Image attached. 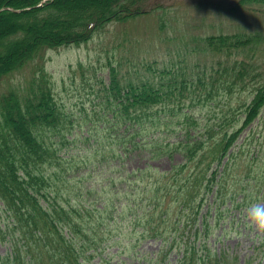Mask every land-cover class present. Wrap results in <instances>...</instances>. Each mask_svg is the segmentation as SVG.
Returning a JSON list of instances; mask_svg holds the SVG:
<instances>
[{
    "label": "trees",
    "instance_id": "trees-1",
    "mask_svg": "<svg viewBox=\"0 0 264 264\" xmlns=\"http://www.w3.org/2000/svg\"><path fill=\"white\" fill-rule=\"evenodd\" d=\"M146 11L145 0H0V243L9 246L0 264H91L97 257L103 264L106 249L126 239L130 244L134 240L135 247L147 238L160 240L163 248L147 264H167L174 250L180 255L176 264H227L210 244L227 209L219 212L215 207L212 225L208 220L213 205L201 222L199 214L206 194L218 183L224 159L264 109V78L258 79L252 64L222 61L217 73L225 80L209 76L228 84L218 91L253 88L250 101L238 108L217 139L209 126L198 130L199 122L183 100L187 89L197 92L210 85L206 70L203 78L190 81L198 87H188L177 77L126 83L111 67L109 83L96 92L97 109L83 120L89 127L86 135H72L46 71L48 51L86 43L107 24ZM263 40L259 34L239 32L207 36L202 42L204 51L230 55L226 51L233 49L248 55L256 53ZM213 91L207 87L206 95L211 97ZM173 119L181 120L180 134L176 141L165 142L163 133L170 131ZM221 122L223 128L226 118ZM78 141L84 143L83 150L71 151L69 146ZM136 149H147L153 160L178 151L183 162L168 172L152 166L128 172L119 166L123 191H109L101 201L89 203L94 187L81 188L78 194L77 186L70 187L80 181L75 171H85L81 178L90 179V171L78 162L83 151L89 156L93 150L98 164L106 168L110 157L126 159ZM61 184L65 189H56ZM73 192L79 201L69 199ZM121 253L117 250L116 256Z\"/></svg>",
    "mask_w": 264,
    "mask_h": 264
},
{
    "label": "rangeland",
    "instance_id": "rangeland-1",
    "mask_svg": "<svg viewBox=\"0 0 264 264\" xmlns=\"http://www.w3.org/2000/svg\"><path fill=\"white\" fill-rule=\"evenodd\" d=\"M145 1L148 11L143 15L125 22L107 24L100 33L81 45L46 53V71L52 77L56 99L64 109L68 123L72 125V135H86L89 127L83 120L86 115L93 116L99 102L96 92L109 83L110 68L116 67L120 72L119 79L122 77L126 83H139L147 79H157L158 82V76L171 81L177 77L181 82L185 80L188 87H198L197 82L193 84L190 81H195L198 75L203 78V71L206 70V83L214 89L212 96L206 95L207 87L211 88L207 85L205 89H197V92L187 89L183 100L187 111L198 120V130L209 126L211 135L217 139L236 116L238 108L250 101L253 88L247 87L241 92V86H237L234 91L227 88L218 91L220 87H228V84L220 85V82L209 80V76L214 75V79L220 76L224 81L225 77L217 73L219 63L228 61L235 64L236 60H247L252 64L254 73L260 75L258 79H263L264 40L256 53L251 51L248 55H239L230 49L226 52L231 54L225 55L224 52L204 51L202 39L239 32L264 37V3L255 0ZM223 118H226V122L221 128ZM180 121L171 120L170 131L163 133L167 137L165 142L176 141L180 134ZM69 147L71 151H81L85 145L78 141ZM92 152L93 150L89 156H85L86 152L83 151L78 159L90 171V179L81 178L85 171H75L74 176L80 177V181L70 183V187L77 186L76 193L81 188L87 190L94 187L92 194H89V203L108 198L109 191H123L120 189L123 185H120V175L117 173L121 167L130 172L152 166L158 172H168L174 165L183 162V156L178 151H171L172 156L153 160L149 158L147 149H136L126 159L110 157L112 163L105 168L98 164L99 161ZM91 162L94 163L90 164ZM208 162L206 160L204 163L203 171ZM216 167L217 164H213V168ZM208 175L211 176V171ZM110 177L116 181H111ZM216 179L218 183L212 192L206 194L199 214L201 222L202 215L205 218L209 206L213 205L208 220L212 225L215 223L212 218L215 207H220L219 212L227 209L210 239L211 247L227 264H264V234L252 228L245 216V209L250 204L264 202V109L240 135L219 168ZM77 182L79 185H76ZM138 185H132V191ZM60 188L65 189L62 184L56 187ZM76 193L73 192L69 199L79 201ZM217 198L219 199L215 205ZM80 200L82 201L81 197ZM114 202L120 204L122 200L114 198ZM221 202H225L224 206L219 205ZM134 245V240L130 244L126 239L121 245L106 249L103 254L106 262L103 264H147L146 261L156 258L163 249L162 242L152 238L141 240L135 247ZM117 250L122 251L118 256ZM7 251L9 246L0 243V256ZM179 256L175 250L171 251L167 264H176ZM99 261L100 258L97 257L91 264H99ZM152 264L161 263L156 261Z\"/></svg>",
    "mask_w": 264,
    "mask_h": 264
},
{
    "label": "clouds",
    "instance_id": "clouds-1",
    "mask_svg": "<svg viewBox=\"0 0 264 264\" xmlns=\"http://www.w3.org/2000/svg\"><path fill=\"white\" fill-rule=\"evenodd\" d=\"M249 225L258 233L264 234V202L252 203L245 209Z\"/></svg>",
    "mask_w": 264,
    "mask_h": 264
}]
</instances>
